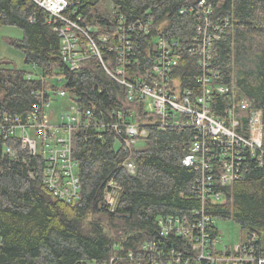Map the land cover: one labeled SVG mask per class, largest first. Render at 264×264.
<instances>
[{
	"label": "trees",
	"instance_id": "obj_1",
	"mask_svg": "<svg viewBox=\"0 0 264 264\" xmlns=\"http://www.w3.org/2000/svg\"><path fill=\"white\" fill-rule=\"evenodd\" d=\"M72 1L75 5L70 11L76 9L82 15L83 25L99 26L95 36L111 38L107 46L118 43L117 20L114 12L100 10L102 2L113 4L114 11L129 23L150 24L149 34L134 36L137 62L128 70L136 76H152L160 38L178 41L181 60L173 77L180 80L183 90L198 88L202 70L190 49L204 18L187 10L197 0ZM206 3L213 22L229 18L232 25L213 44V68L220 70L221 81L235 85L240 95L264 113V0ZM3 26L23 31L22 39L10 40L9 44L23 54L32 71L19 69L9 61L0 66V111L26 118L50 98L39 94L47 85L37 76L52 81L62 77L63 88L74 106L93 111L101 121L115 117L113 113L117 116V112L134 113V120L148 135L143 139L147 147L134 153L136 174L131 175L123 166L128 153L117 135L92 126L75 128L73 156L79 164L81 190L79 199L72 202L55 197L47 187L44 155H32L23 149L20 140L0 139V264H110L113 258L127 257L129 252L135 257L145 256L144 245L164 241L160 237V218H193L194 212L202 210V201L194 190L200 173L184 165L194 134L192 128L159 129L144 104L131 102L126 88L108 75L97 57L71 72L63 62L61 39L50 15L33 0H0V28ZM103 59L112 68L117 67L114 52L105 49ZM29 74L36 77L28 79ZM216 115L223 113L218 110ZM6 146L14 148L16 158L5 153ZM111 180L121 188L114 212L105 201ZM224 195L223 202L206 205L207 214L213 220H234L248 231L241 246L252 247L253 256L264 255V164L246 157L241 178L226 188ZM212 234L216 243L220 234L215 224ZM169 239L168 247H188L184 239ZM163 249L167 255L168 249ZM167 261L153 252L141 264ZM114 264L135 263L118 259Z\"/></svg>",
	"mask_w": 264,
	"mask_h": 264
},
{
	"label": "built area",
	"instance_id": "obj_2",
	"mask_svg": "<svg viewBox=\"0 0 264 264\" xmlns=\"http://www.w3.org/2000/svg\"><path fill=\"white\" fill-rule=\"evenodd\" d=\"M51 17L54 31L61 39L63 62L71 72L79 71L91 57L101 60L108 75L124 86L131 102H142L146 112L156 118L155 125L161 130L192 128L194 134L190 141L189 154L184 165L194 167L200 173L194 188L202 201V210L194 212L193 218L169 216L159 219L160 240L147 243L143 250L145 256L129 252L127 257L113 258L110 264L124 259L141 264L153 252L159 258H167L166 264H264V255L253 256L252 247L237 246L235 249H217L213 239V218L207 214V204L221 203L225 199L224 190L241 178V170L246 157L264 164V113L254 103L237 92L235 85L221 81L222 74L214 69L212 60L213 44L219 41L232 26L229 18L212 21V10L206 0L191 3L190 12H197L204 18L193 38L190 53L198 58L202 74L198 77V88L182 89L179 79L173 77L179 66L180 45L176 40L160 38L157 42L152 76L147 79L129 72L137 62L134 53V36L138 33L149 34L150 24L129 23L127 18L114 11L117 20L118 43L107 46L111 38L107 35L95 36L99 26L83 25V17L72 0H33ZM108 49L116 54L117 67L112 68L103 59V52ZM36 76L28 75V79ZM46 83V89L39 93L49 96L41 106L26 118L10 116L0 111V139L20 140L24 150L32 155H44L46 162L45 183L55 197L72 202L79 199L81 184L78 174L79 164L73 156V131L79 126L95 127L102 132L117 135L122 141V148L128 157L123 163L129 174H136L134 153L138 140H143L148 132L137 123L134 113H113L101 121L93 111H82L76 106L71 111L62 113L58 123L50 121L52 102L67 98L63 88L64 80L57 77L54 81L37 76ZM58 81L61 88L54 85ZM220 110L223 116H217ZM83 117L85 119L83 120ZM5 153L13 158L17 153L11 146H6ZM121 188L114 181H109L105 201L111 212L116 210ZM169 238L184 239L188 247H168ZM254 239H256L254 237ZM0 231V252L2 248ZM167 248V255L164 249ZM249 253L242 255V253ZM151 253V254H150Z\"/></svg>",
	"mask_w": 264,
	"mask_h": 264
},
{
	"label": "rangeland",
	"instance_id": "obj_3",
	"mask_svg": "<svg viewBox=\"0 0 264 264\" xmlns=\"http://www.w3.org/2000/svg\"><path fill=\"white\" fill-rule=\"evenodd\" d=\"M100 10L113 13L115 7L108 1L102 2L100 4ZM112 15V14H111ZM24 37V33L21 29L11 26H3L0 28V66L6 61L12 62L19 69L32 71V67L25 63L23 54L10 46V40H20ZM58 88L62 87V84L58 81L54 82ZM73 103L67 98H59L52 102L50 111V121L52 123H58L60 120V115L71 111ZM119 146V144H118ZM147 147L146 141L138 140L136 148L138 150L145 149ZM216 227L219 230L220 239L216 244L217 249L222 252V250L235 249L244 242L248 237V231L243 229L232 219H220L214 220ZM91 264V263H90Z\"/></svg>",
	"mask_w": 264,
	"mask_h": 264
},
{
	"label": "crops",
	"instance_id": "obj_4",
	"mask_svg": "<svg viewBox=\"0 0 264 264\" xmlns=\"http://www.w3.org/2000/svg\"><path fill=\"white\" fill-rule=\"evenodd\" d=\"M25 59V58H24Z\"/></svg>",
	"mask_w": 264,
	"mask_h": 264
}]
</instances>
